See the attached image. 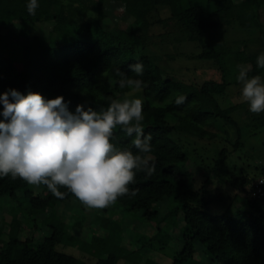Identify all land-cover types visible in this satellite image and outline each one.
Here are the masks:
<instances>
[{
    "label": "trees",
    "instance_id": "16d2710c",
    "mask_svg": "<svg viewBox=\"0 0 264 264\" xmlns=\"http://www.w3.org/2000/svg\"><path fill=\"white\" fill-rule=\"evenodd\" d=\"M28 3L29 0H0V94L15 89L24 95L40 93L45 99L63 96L73 113L78 105L99 112L106 110L108 98L120 100L133 90L119 87L122 75L141 79L144 86L140 90L145 102L142 126L144 135L152 136V150L143 155L148 157L149 166L155 164V172L151 176L144 171L137 172L135 183L129 185L130 190H138L137 195L120 197L115 204L128 211H142L148 220H158L160 212L156 205L164 200L175 203L166 219L172 215L182 216L183 245L168 264H200L195 260L199 246H203L219 264H264L262 206L247 196L241 204H236L238 214L230 207L222 213L212 212L206 188H196L195 175L187 169L189 157L171 136L178 127L201 139L216 138L218 134L206 128L199 111L200 102H207L216 112L213 120L224 119L237 127L236 147L239 146L242 130L234 112L240 105L223 107L219 97L226 95L231 85L229 78L239 75L240 65L250 66L249 78L260 76L264 80V69L258 68L256 63L264 53V0H94V3L93 0H38L34 15L27 11ZM73 3H78L75 11ZM109 3L124 7L125 28H106L105 6ZM162 7L169 10L168 18L174 22V40L195 43L199 51L192 57L216 63L221 71V81L205 80L198 88L187 90L182 81L165 75L154 56L135 52L134 48L149 47V36L138 30ZM251 12L260 25L259 47L255 50L250 51L245 45L234 50L225 42L208 40L211 30L224 25L237 24L251 29ZM89 14L93 17L85 19ZM58 24L66 26L58 30ZM13 26L19 27L17 34L24 36L23 43L4 33ZM52 46L58 50L46 52L41 62H25L18 58L25 47L41 50ZM135 63L143 65L142 76L132 73L129 66ZM180 96L185 100L177 105L175 101ZM2 108L0 104V111ZM251 119L255 120L253 131L264 126V114ZM0 120H3L2 116ZM134 136L135 133L128 137L117 127L112 143L136 154L138 150L131 143ZM222 153L224 161L226 149ZM262 175L264 172L250 178L248 184ZM19 186L28 188L31 204L24 211L30 216L46 212L51 202L78 200L72 193L64 199L56 198L44 185H40L42 191L36 193V186L19 178L13 181L10 177L0 178V197L15 198ZM60 190L67 192L64 188ZM159 223L160 220L156 231L164 232ZM1 227L0 235L3 225ZM16 241L20 249L12 256L9 251L11 241L0 243V264H87L60 251L54 244L41 242L34 245L32 238ZM119 243L117 238L110 241L106 260L112 264L122 258ZM127 258L134 260L132 254ZM145 264L154 262L147 260Z\"/></svg>",
    "mask_w": 264,
    "mask_h": 264
},
{
    "label": "rangeland",
    "instance_id": "374dc122",
    "mask_svg": "<svg viewBox=\"0 0 264 264\" xmlns=\"http://www.w3.org/2000/svg\"><path fill=\"white\" fill-rule=\"evenodd\" d=\"M73 4L75 11L78 3ZM105 12L107 17L104 24L107 29L126 27L124 7L121 4L109 3L105 6ZM169 15V10L162 7L143 23L138 33L148 35L150 45L145 49L134 48L135 52L154 56L165 75L182 81L187 90L198 88L205 80L221 81V71L216 63L192 57L199 51L195 43L174 40L176 28L174 22L169 20ZM250 16L251 29L242 28L237 24L224 25L220 29L211 30L208 33V40L225 42L234 50L239 49L241 45H245L250 51L255 50L259 47L260 25L253 19L252 12ZM91 17L93 16L89 14L85 19ZM56 26L58 30H62L66 25ZM18 30L19 27H8L4 33H7L8 38L23 43L24 36L17 34ZM57 50L54 46L41 50L25 47L18 58L25 62H41L46 52ZM237 76L229 78L231 85L227 88L226 95L219 97V101L223 107L240 105L234 112V117L242 130L238 147L237 127L224 119L213 120L216 112L207 102H200L199 111L206 128L218 134L216 138L201 139L187 134L178 127H175L171 134L186 151L189 157L187 169L195 175L196 188H206L210 209L214 213H222L230 207L234 214H238L236 204H241L240 202L247 198L248 180L264 172V126L253 131L252 122L255 120L251 119L264 112L260 114L250 112L249 105L241 98L242 85L237 81ZM261 80L264 81L262 78ZM125 98H139L143 105L145 103L141 90H132L120 100L123 101ZM171 123L176 125L175 121ZM224 149L227 155L223 161ZM41 191L42 186L35 187L36 193ZM27 192V187L19 186L15 198L0 197V228L3 225L0 243L11 241L9 249L11 256L20 249L16 239L32 238L34 245L41 242L54 244L60 251L73 255L87 264H112L106 260V256L110 241L117 238L120 240L122 248L120 251L123 253L117 264H145L147 260L154 264H168L170 258L183 245L182 216L172 215L166 219L168 212L175 207L172 201L164 200L156 205L160 212L158 220H148L142 211H128L115 203L104 209H88L76 199L63 203L51 202L46 212L30 216L24 211L30 208L31 204ZM159 220L161 221L159 226L164 227V232L156 231ZM167 224L168 227H165ZM129 254L134 256L133 261L127 258ZM139 256H142L140 260ZM195 260L200 264H219L206 253L203 246L198 247Z\"/></svg>",
    "mask_w": 264,
    "mask_h": 264
},
{
    "label": "clouds",
    "instance_id": "9594fccd",
    "mask_svg": "<svg viewBox=\"0 0 264 264\" xmlns=\"http://www.w3.org/2000/svg\"><path fill=\"white\" fill-rule=\"evenodd\" d=\"M38 0H29L27 11L34 15ZM257 67L264 69V53L257 58ZM136 76L143 75V65L129 66ZM237 81L242 85V100L250 112H264V81L260 76L249 78L250 66H239ZM141 79L119 80L121 89L139 91ZM177 97L175 103H184ZM0 178L26 181L31 186L44 185L59 199L72 193L88 209H104L130 190L136 173L148 176L155 172L146 155L152 150L151 134L145 136L141 99L108 98L106 110H87L78 105L71 112L63 96L45 99L40 93L27 95L10 89L0 94ZM120 127L138 150H121L112 143L114 130ZM67 189V192L60 189Z\"/></svg>",
    "mask_w": 264,
    "mask_h": 264
},
{
    "label": "built area",
    "instance_id": "2783aa9c",
    "mask_svg": "<svg viewBox=\"0 0 264 264\" xmlns=\"http://www.w3.org/2000/svg\"><path fill=\"white\" fill-rule=\"evenodd\" d=\"M248 196L262 206L264 211V175L256 178L248 185Z\"/></svg>",
    "mask_w": 264,
    "mask_h": 264
}]
</instances>
